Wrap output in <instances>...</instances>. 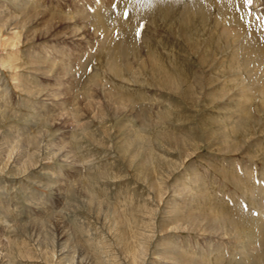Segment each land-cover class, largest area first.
<instances>
[{
	"label": "rangeland",
	"instance_id": "374dc122",
	"mask_svg": "<svg viewBox=\"0 0 264 264\" xmlns=\"http://www.w3.org/2000/svg\"><path fill=\"white\" fill-rule=\"evenodd\" d=\"M125 1L123 21L120 0H0V264H264L246 232L264 223V61L246 56L249 31L209 0ZM226 1L264 45V0ZM108 8L121 22L102 31ZM148 55L186 78L178 92L144 69ZM44 62L55 68L42 76ZM67 64L73 76L56 80ZM165 131L188 146L160 142Z\"/></svg>",
	"mask_w": 264,
	"mask_h": 264
},
{
	"label": "bare ground",
	"instance_id": "6f19581e",
	"mask_svg": "<svg viewBox=\"0 0 264 264\" xmlns=\"http://www.w3.org/2000/svg\"><path fill=\"white\" fill-rule=\"evenodd\" d=\"M191 2H195L196 0H190ZM210 2L208 3V5L209 4H213V5H215V7H216V9L218 8V10L219 11H217L218 12V15L220 16V18H221V20L224 22V23H226V21H229L230 22V20H232L233 21V24H234V26L235 27H237L238 28V31L240 32H243V31H245V32H247V31H249V36L246 38V40H245V47L243 46V49L245 50V54H246V56L247 57H250L251 59H252V61L254 60V58L258 61H261V64H262V62L264 61V45L260 42V40L258 39V34H259V30H258V27L257 26H255V24L254 25H252V24H250L249 26L248 25H246V24H244V23H240L239 21V16H238V14L236 13V11H235V9H234V7L231 5V3L230 2H228V1H226V0H209ZM125 0H120V2H118V9L115 11L116 13L117 12H119L120 13V16L122 15V11L126 8V16H125V19L123 20V21H125L126 19H127V17H128V14H129V12H130V7H128L127 5H125ZM134 2H137V0H134ZM114 3V2H113ZM117 3V2H116ZM218 3H219V5H218ZM235 3V2H234ZM116 5V4H115ZM125 5V6H124ZM243 6V5H242ZM191 7H193V6H191ZM196 8V7H195ZM238 8V7H237ZM26 10H28V9H26ZM210 10H211V8H209V12H210ZM30 11V10H29ZM43 11V10H42ZM114 11L112 12L111 11V8H108V10H106V11H104L103 13H101L100 15H99V19L98 18H96V20L95 21H97V20H99V27H98V29H102V31H103V29L104 30H109V29H112L113 27H114V25H117V23H120L121 22V18H118V16H117V14L115 13ZM60 13V12H59ZM199 13H200V11H199ZM116 14V15H115ZM90 16V15H89ZM115 16H116V18H115ZM35 17V16H34ZM42 17V16H41ZM97 17V16H96ZM43 18V17H42ZM115 18V20H113ZM37 18H35V20H36ZM47 19V18H46ZM55 19V18H54ZM118 19L120 20L119 22H118ZM242 19V18H241ZM63 20V19H62ZM32 21V20H31ZM46 21V20H45ZM48 21V20H47ZM46 21V22H47ZM54 21V20H53ZM56 21V20H55ZM242 21V20H241ZM4 22V21H3ZM35 22V21H34ZM1 23H2V21H1ZM5 23H7V22H5ZM44 23V22H43ZM58 23V22H57ZM60 24H61V22H60ZM1 25H4V24H1ZM46 25V24H45ZM57 25V24H56ZM90 25V24H89ZM9 27V26H8ZM43 27V26H42ZM61 27V26H60ZM63 27V26H62ZM96 27V26H95ZM44 28V27H43ZM46 28V27H45ZM50 28V27H49ZM52 28V27H51ZM55 27H53V29H54ZM1 29H2V26H1ZM2 30H4V29H2ZM2 30H0V33L2 32ZM48 30V29H47ZM44 31V30H43ZM46 31V30H45ZM60 31V30H59ZM41 32V31H40ZM48 32V31H47ZM67 32V31H66ZM237 32V31H236ZM238 32V33H239ZM261 33V32H260ZM47 34H49V33H47ZM71 35L68 37V36H66V35H60L61 36V40L64 42V40H66V39H70L71 38V40H73V41H78L79 40V38H78V34H77V30H72V32L70 33ZM60 36H59V38H60ZM68 37V38H67ZM52 38V37H51ZM123 38H124V35H122V37L120 38V37H118V40L113 44V46H112V52L113 53H115L116 55L118 54V52H120L121 54H126L125 53V51H128V50H126V48L125 47H123V46H119L120 45V43H122L123 42ZM14 39V38H13ZM46 39V38H45ZM17 39H15L14 41H16ZM95 40V39H94ZM28 41V40H27ZM42 41V40H41ZM9 42V41H8ZM11 42H13V41H11ZM19 42V41H18ZM67 42V41H66ZM2 44V43H1ZM101 44V43H100ZM127 44H128V41H127ZM19 45H20V43H19ZM6 46V45H5ZM101 46H102V44H101ZM1 47V46H0ZM2 48V47H1ZM64 48V47H63ZM62 48V49H63ZM111 50V49H110ZM110 52V51H109ZM45 55V54H44ZM41 57V56H40ZM45 57V56H44ZM45 59H46V61L48 60L49 61V58L48 57H45ZM146 60H147V66H144V69H145V67L150 71V73L152 74V77H156L157 78V80H158V82L162 85V87L166 90V91H169V92H172V93H176V92H178L176 89H175V87L178 85V84H181V83H185V81L187 82V80H186V78L185 77H178L177 79H176V75L174 76V75H171V73L173 72H169V70H167V69H164L163 71H161L160 70V67H159V61H158V59H157V57L155 56L154 57V59H152V58H150V55H148L147 56V58H146ZM45 61V60H44ZM45 61V62H46ZM51 61V60H50ZM1 62V61H0ZM4 62V61H3ZM44 62V63H45ZM142 62H143V60L141 59L140 61H139V63H138V65H137V68L138 69H141V70H143L142 69ZM251 62V61H250ZM5 64H6V62H4ZM40 63V62H39ZM38 63V64H39ZM54 63V62H53ZM47 63H45V64H43V63H41V64H39L38 65V67H37V70L39 71V72H37V73H40L42 76L43 75H45V74H49V73H52V71H53V69L55 68V65H52V66H47L46 65ZM74 65V64H73ZM70 65L69 64H67V66L64 68V69H61V70H63V74L62 75H60L61 74V72L58 74V72L57 73H54V74H56V75H54L55 77H56V80H62L65 76H70L69 74L71 73V75H72V73L75 71V68L73 69L72 68V70L71 71H69V67ZM127 66V68H128V65H126ZM73 67V66H72ZM32 71V70H31ZM76 74V73H75ZM154 75V76H153ZM73 76V75H72ZM263 78H264V75L262 76ZM47 78V77H46ZM50 78H53V77H50ZM262 78V79H263ZM65 79V78H64ZM69 79V78H68ZM177 80V81H176ZM59 83V82H58ZM62 85V84H61ZM70 85V84H69ZM50 86V85H49ZM97 87V86H99L100 87V85H99V83H98V81H96V84L94 85V87ZM47 87V86H46ZM71 87H72V85H71ZM91 87V86H90ZM178 87V86H177ZM245 87V86H244ZM241 87L240 88V92H239V96L238 97H243V95L245 94V92H246V89H247V87ZM26 88V93H30V95H34V94H32V93H34V91H33V89H31L30 87H25ZM34 88V87H33ZM53 88V87H52ZM179 88V87H178ZM92 90H94V88L92 87ZM185 91H186V94H188V95H192V92H191V87L189 86V84H187V86H186V88H185ZM52 92V91H51ZM55 92V91H54ZM53 92V93H54ZM93 92V91H92ZM100 92H101V90H100ZM105 92V91H104ZM56 93V92H55ZM107 94H109L110 95V97L109 98H111V99H113L114 101H115V103L117 104L116 106H118L119 108H120V106L121 107H125V108H127V106L128 105H130V106H132V108L134 109V102L132 101V100H130V99H126L124 96H121L119 93H115L114 91H112V90H107V92H106ZM35 94H37V96H38V98H39V96H42V97H45V98H49V96H51V94L52 93H47L45 90L43 91V90H36V92H35ZM93 94V96L95 95V93H90V95H92ZM98 94V93H97ZM108 95V96H109ZM29 96V95H28ZM108 96H106V97H108ZM96 97V96H95ZM51 100H52V98H50ZM108 99V98H107ZM110 99V100H111ZM237 99H239V98H237ZM56 100V99H55ZM109 100V101H110ZM37 101V100H36ZM38 103V102H37ZM114 103V104H115ZM56 104V103H55ZM88 104V103H87ZM239 104V103H238ZM113 105V104H112ZM82 107H83V105H82ZM86 107H88V105L86 106ZM129 107V106H128ZM88 108H90V107H88ZM116 108V107H115ZM139 107H137L136 106V113H138L137 115L139 116V118H141V120H142V125L141 126H143L145 123V126L148 124L147 123V121L145 120V118L143 117V113L141 112V111H143V110H139L138 109ZM80 109L81 108H79V106L76 108V116H79L81 113H80ZM97 109V108H96ZM85 110V109H84ZM101 110H104V108L102 109V107H101ZM127 110V109H126ZM121 111V110H120ZM85 112H86V110H85ZM104 113H105V111H103ZM102 113V112H101ZM134 113V112H133ZM245 114H246V112H244ZM56 114V113H55ZM4 115V114H3ZM57 115V114H56ZM61 115V114H60ZM102 115V114H101ZM134 115V114H133ZM136 115V116H137ZM44 116V115H43ZM63 116V115H62ZM75 116V117H76ZM83 116V115H82ZM100 116V115H99ZM49 117V116H48ZM95 117V116H94ZM162 117V116H161ZM51 118V117H50ZM6 119V118H5ZM105 119V118H104ZM55 120H56V118H55ZM158 120V119H157ZM161 120V119H160ZM159 120V121H160ZM162 120H164L163 118H162ZM51 121V120H50ZM62 121V120H61ZM60 121V122H61ZM156 121V120H155ZM56 123V122H55ZM68 125V124H67ZM155 125H156V123H155ZM158 126V125H157ZM126 132V131H125ZM162 133V132H161ZM123 134V133H122ZM35 135V134H34ZM124 135V134H123ZM139 135V134H138ZM157 136H156V139H158V138H160V135L161 134H159V133H157L156 134ZM19 137V136H18ZM136 138V137H135ZM139 138H140V136H139ZM185 138H182V137H179V136H177V135H174V134H172V133H170V132H164L163 133V135H162V137L159 139V141L161 142V140H163V141H166L168 144L170 143V144H172V145H174V150L177 148V149H179L180 151L181 150H183V148L185 147V146H188V141L185 139ZM27 140V139H26ZM31 141V140H30ZM35 138L33 137V139H32V143H35ZM27 142V141H26ZM138 142H139V140H138ZM29 143V142H28ZM36 143H38V142H36ZM35 143V144H36ZM134 143V142H133ZM34 144V145H35ZM39 144V143H38ZM132 144V143H131ZM130 144V145H131ZM162 144V143H161ZM192 144V143H191ZM190 144V145H191ZM24 145V144H23ZM33 145V144H32ZM10 146V145H9ZM17 146H19V145H17ZM35 147V146H34ZM136 147V146H135ZM137 147H139L138 145H137ZM20 148V147H19ZM225 149L228 151V152H232V151H234V149H232V148H230L229 146H227L226 145V147H225ZM224 149V150H225ZM64 150V149H63ZM65 150H66V148H65ZM135 150V149H134ZM17 152V151H16ZM170 152V151H169ZM183 152V151H182ZM181 152V153H182ZM14 154V153H13ZM9 155V154H8ZM35 155V154H34ZM62 155H64V154H62ZM12 156V155H11ZM60 156V155H59ZM30 158V157H29ZM67 158H69V157H67ZM8 159V158H7ZM26 160V159H25ZM30 160V159H29ZM33 160V159H32ZM153 161H155V159L153 160ZM25 162V161H24ZM23 162V163H24ZM26 162H27V160H26ZM25 162V163H26ZM28 163V162H27ZM30 163H32V162H30ZM30 163H28V165L30 164ZM72 163V162H71ZM166 165V164H165ZM170 165H171V163H170ZM23 166V165H22ZM30 166V165H29ZM172 166H173V164H172ZM172 166H170V167H172ZM148 166H146L145 167V169L146 170H148V168H147ZM176 167V166H175ZM163 168V167H162ZM174 168V167H173ZM156 169V168H155ZM174 169H176V168H174ZM23 170V169H22ZM27 171V170H26ZM151 172V171H150ZM156 172V171H155ZM165 172H166V170H165ZM225 176H224V178H226L227 179V176L228 175H226L225 173H223ZM48 177V176H47ZM150 177V176H149ZM230 177V176H229ZM234 180V179H233ZM237 181V180H236ZM236 181L234 180L233 181V184L235 183V185L240 189L241 187H242V185H240L238 182L236 183ZM244 183V182H243ZM245 185V184H244ZM245 189V188H244ZM164 192V191H163ZM245 192V191H244ZM243 192V193H244ZM259 192L261 193L260 194V198H259V203H260V205L264 208V188L263 189H260L259 190ZM78 194V193H77ZM82 195V194H81ZM85 198V197H84ZM85 200H88L87 198L85 199ZM100 200V199H99ZM90 205V204H89ZM104 205V204H103ZM109 209V208H108ZM179 213H181V212H179ZM214 215V214H213ZM217 215V214H216ZM216 215H214V217H216L217 218V216ZM222 217L224 216V215H222V214H220ZM262 216H261V218H264V213L263 214H261ZM198 218V215H196V216H190V218H188L189 219V223H191V221L192 222H194L196 219ZM202 219V218H201ZM210 219V218H209ZM117 220V219H116ZM187 219L185 218V221H186ZM191 220V221H190ZM205 220V219H204ZM206 220H208V219H206ZM205 220V221H206ZM211 220V219H210ZM264 220V219H263ZM201 222L203 221V219L202 220H200ZM199 221V222H200ZM204 221V222H205ZM54 222V221H53ZM118 222H119V220H118ZM210 222V221H209ZM212 222V221H211ZM214 222V221H213ZM197 223V222H196ZM53 225V224H52ZM200 225V224H199ZM213 225V224H212ZM61 226V225H60ZM65 226V225H64ZM211 226V225H210ZM232 226L233 227H235L236 228V230L237 231H239L240 229H242L243 228V225H241V226H239V225H236V224H234V223H232ZM255 226L257 227V228H255ZM35 227V226H34ZM57 227V226H56ZM190 227V226H189ZM60 228H62V227H60ZM216 228V227H215ZM58 229V228H57ZM56 229V230H57ZM213 229V228H212ZM245 229H247V228H245ZM210 230H211V228H210ZM64 231V230H63ZM68 231V230H67ZM204 231V230H203ZM213 231H216V230H213ZM244 231L245 230H243L242 231V233H244ZM58 232H59V229H58ZM212 232V231H211ZM222 232V231H221ZM240 232H241V230H240ZM246 232H247V236H249V239H251V243L250 244H256L257 245V247H255L254 249H256V253H254L253 255L255 256V258L256 259H258L261 263H264V223L261 221V222H259V221H257V223L255 224V225H252V226H250V228L249 229H247L246 230ZM62 233V232H61ZM209 233H210V231H209ZM239 233V232H238ZM60 234V233H59ZM245 234V233H244ZM53 236V235H52ZM141 236V235H140ZM220 236V235H219ZM221 238V237H220ZM44 239V238H43ZM46 239V238H45ZM46 241V240H45ZM63 241H65V240H63ZM236 242V241H235ZM146 243V242H145ZM185 243V242H184ZM131 244V243H130ZM235 245V244H234ZM252 245H251V247H252ZM129 247V246H128ZM140 247V246H139ZM134 248V247H133ZM136 248V247H135ZM144 248V247H143ZM76 249V248H75ZM138 249V248H137ZM129 250V249H128ZM134 250V249H133ZM138 251V250H137ZM62 252V251H61ZM142 252V251H141ZM127 253V252H126ZM130 253V252H129ZM66 254V253H65ZM75 254V253H74ZM72 255V254H71ZM134 255V254H133ZM176 255H177V257L174 259L175 261H177V262H185V261H189V260H192V259H190L189 257H186V256H184V255H182V254H180V253H177L176 252ZM128 258V257H127ZM169 258V257H168ZM83 259V258H82ZM132 259V258H131ZM171 258H169V260H170ZM172 259H173V257H172ZM162 260V259H161ZM77 261H78V259H77ZM173 261V260H172ZM250 261L252 262V260L250 259ZM166 262H167V260H166ZM170 262H171V260H170ZM176 262V263H177ZM186 262V263H187ZM175 263V262H174ZM192 264H194V263H192ZM254 264V263H253Z\"/></svg>",
	"mask_w": 264,
	"mask_h": 264
}]
</instances>
